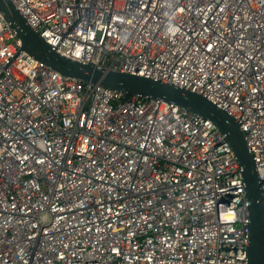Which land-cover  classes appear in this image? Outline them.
<instances>
[{"label": "built area", "instance_id": "2783aa9c", "mask_svg": "<svg viewBox=\"0 0 264 264\" xmlns=\"http://www.w3.org/2000/svg\"><path fill=\"white\" fill-rule=\"evenodd\" d=\"M51 48L231 115L264 196V0H11ZM224 133L21 49L0 14V264H248Z\"/></svg>", "mask_w": 264, "mask_h": 264}, {"label": "water", "instance_id": "95a60500", "mask_svg": "<svg viewBox=\"0 0 264 264\" xmlns=\"http://www.w3.org/2000/svg\"><path fill=\"white\" fill-rule=\"evenodd\" d=\"M0 14L21 42V49L58 73L125 94H137L171 101L200 114L224 133L241 167L245 196L248 201V264H264V196L255 163L243 132L234 118L203 95L174 83L114 70L94 63H82L56 52L28 24L11 0H0Z\"/></svg>", "mask_w": 264, "mask_h": 264}]
</instances>
